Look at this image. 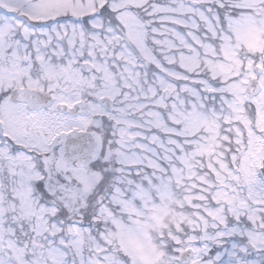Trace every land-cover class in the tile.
I'll use <instances>...</instances> for the list:
<instances>
[{"label": "snow or ice", "instance_id": "obj_1", "mask_svg": "<svg viewBox=\"0 0 264 264\" xmlns=\"http://www.w3.org/2000/svg\"><path fill=\"white\" fill-rule=\"evenodd\" d=\"M0 264H264V0H0Z\"/></svg>", "mask_w": 264, "mask_h": 264}]
</instances>
